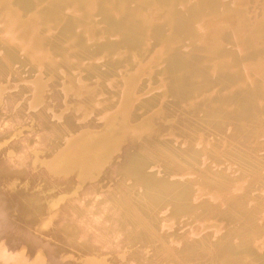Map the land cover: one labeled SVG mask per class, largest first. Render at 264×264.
<instances>
[{
    "label": "bare ground",
    "instance_id": "obj_1",
    "mask_svg": "<svg viewBox=\"0 0 264 264\" xmlns=\"http://www.w3.org/2000/svg\"><path fill=\"white\" fill-rule=\"evenodd\" d=\"M97 14L135 49V74L120 81L107 62L99 74L88 67L102 88L121 82L116 101L68 74L63 93L81 100L65 97L66 110L93 111L104 127H54L38 109L51 104L45 75L101 53L83 27ZM55 29L61 36L47 38ZM147 39L178 107L161 144L152 119L130 123ZM130 138L139 142L123 151ZM11 219L27 224L13 252L3 241ZM0 241V264H264V0H0Z\"/></svg>",
    "mask_w": 264,
    "mask_h": 264
},
{
    "label": "rangeland",
    "instance_id": "obj_2",
    "mask_svg": "<svg viewBox=\"0 0 264 264\" xmlns=\"http://www.w3.org/2000/svg\"><path fill=\"white\" fill-rule=\"evenodd\" d=\"M69 12V11H68ZM70 15H71V13H69ZM74 15H75V13H74ZM74 15L72 14L71 16L73 17V18H75L74 17ZM98 16V17H97ZM88 19H90V20H88V21H85L86 23H87V25L86 24H84L83 25V27H86V29H87V31H86V34H88V38H87V36H86V34L83 36L84 37V39L86 40V38H87V40H89V41H91L90 43H89V45L92 47V48H95V47H99L100 48V50H101V53H99L97 56L98 57H100V58H98L97 56H95V57H93V58H88V59H90L89 61H88V59H86L84 62H83V64H79L75 59H73V61L72 62H69L70 64H68V66H66V67H64V68H62V71H61V73H57L59 76L57 77V75L54 77L55 79H56V81L54 80V78L53 77H51L50 78V76H48V75H45V81L46 80H49V81H46L47 82V84L50 82V84L51 83H55L54 85H56V86H54L53 84V86L52 85H48V87L47 88H49V90H47L48 92V95H50V97H48L47 98V100H45V103H47V102H50L51 104H49V106H47L48 105V103L47 104H41L42 106L44 105L45 107H47V109L43 106V109H42V107H41V105L39 104L38 105V109L41 111V112H45L46 113V111H47V115H48V119H51V122H52V125L55 127V125H56V127H60V125L62 124V122L63 121H60L61 119L63 120H65V119H68L69 120V123H74V122H76L75 124H84L85 123V121H87L84 125H85V127H82V129H79L78 131L80 132L81 130L82 131H84V130H89V128H88V126L87 125H89V124H93V126H94V128H97L98 130L99 129H102L103 127H104V125H103V123L102 122H100L98 119H96L98 116H96V114H94V113H92L91 112V114L90 115H87L86 114V116L85 117H82L84 114H82V111L80 110L79 111V108L78 109H68L67 108V110H66V106H65V104L64 103H62V101L61 100H64L65 99V94H66V90H67V88L68 87H71L72 85V82H71V80H70V77H69V75L71 74V77H72V79L73 80H77V79H80V77L82 78V80H83V82H86V86L87 87H89L88 88V93L89 94H93L92 96L96 99V100H100L101 99V101L102 100H106L107 99V97L106 96H108V98L109 97H112V98H114L115 99V101L117 100V99H119L118 97H121L122 96V94L121 93H119V91L118 90H120L121 88H122V86H121V88H120V83L121 82H119L118 81V79L116 78L113 82H112V84L113 85H108V83L107 84H105V86H103V87H105V88H102V87H100V86H98V83H97V81H98V79H94L93 81H91L90 82V79L88 80L87 78H88V73H85L87 70H89V69H92V67H93V69H92V71H93V73L95 72L96 74H99V72L101 71V69H102V66L104 65L103 63H108V64H110L111 66H113L114 67V69H116V71H118L119 73H120V81L121 80H123V79H125L126 81L127 80H129V79H127V78H129V76L132 74V75H134L135 73H133L134 71V67H136L135 65H134V62H132V59H134V58H132L133 57V55H135V49L133 48V46H131L130 44H124V42L122 41V40H120L118 37H113V35H111V36H109L106 32H105V29H104V24L101 22V18H100V16H99V14H97V15H93V16H91V17H89ZM90 21V22H89ZM154 25L155 26H157L156 28H158V29H163V28H165V23L163 22V21H155L154 22ZM34 26V25H33ZM36 26H37V24H35V28H36ZM92 27V28H91ZM90 28V29H89ZM97 29V30H96ZM44 31V30H43ZM95 31V32H94ZM90 32V33H89ZM43 33V32H42ZM55 33V34H54ZM59 33V30H54L53 32H52V34L50 33V34H47V35H49V36H47V38H49V39H52L53 38V40H56L57 38H59L61 35H59L58 34ZM58 34V35H57ZM103 34V35H102ZM44 35H46V33H44ZM103 36V38H102V36ZM57 36V37H56ZM90 36V37H89ZM99 36H101L100 38H99ZM112 37V38H111ZM92 38H93V40H92ZM95 38V39H94ZM99 38V39H98ZM100 40V41H99ZM107 40V41H106ZM151 40V39H150ZM98 41V42H97ZM154 40H151V41H149L148 39H147V41H145V50L146 51H148L147 53H149L148 55H149V60L147 59L145 62L147 63V65H145L144 67H143V72H142V70H141V72L139 73V75H140V82H139V84L135 87V89L133 90V93H134V95H135V99L136 100H134V102L133 103H130L129 102V104H131L130 105V110H131V112H130V114H131V116H132V118L134 117V119H131V124L132 125H137V124H139L140 122H141V120L143 119V118H145V119H152V121L154 122V123H152L153 124V127H152V129H151V133H152V131H153V133H155V134H153L152 133V135L151 134H149L150 136H151V138H152V140L153 141H159V143L161 144L162 142H165V140L167 139V138H169L168 137V135L167 134H165V132L166 131H168L171 127H173V126H176V124H175V122H176V118H175V111H177L178 110V107L175 105V103H173V101L172 100H175V98L174 97H172L171 95H168V94H166V92L165 91H167V89H161L162 88V86H160V84H161V81H162V79H163V77L165 76L164 75V66H163V63L159 60V61H156V63H154V64H152L151 65V63L153 62L150 58L152 57V55H154L153 53H154V51H156V47H158L157 45H156V43L155 42H153ZM119 43V44H118ZM149 43V44H148ZM190 45H186L185 47H182V48H180V51L181 52H183V53H187L188 52V50L192 47H189ZM126 49H125V48ZM150 47V48H149ZM155 47V48H154ZM183 48H185V49H183ZM122 49L123 50H125L124 52L122 51ZM103 50L105 51V55H104V53H103ZM150 50V51H149ZM185 50V51H184ZM108 51V52H107ZM120 51V52H119ZM128 51V52H127ZM153 52V53H152ZM103 53V54H102ZM124 53V54H123ZM117 54H118V56H117ZM123 54V55H122ZM102 55H104V58L102 57ZM110 55V56H109ZM121 55V56H120ZM114 56V57H113ZM115 56H117V57H115ZM120 56V57H119ZM129 56V57H128ZM107 57V58H106ZM109 57V58H108ZM113 57V58H112ZM95 58H97L98 59V63H95V62H97V60L95 59ZM101 58H102V60H101ZM106 58V59H105ZM118 58V59H117ZM122 58V59H121ZM95 59V61H91V60H94ZM121 59V60H120ZM101 60V61H100ZM110 60V61H109ZM126 60V61H125ZM86 61H88V62H86ZM120 61V62H119ZM150 61H152V62H150ZM89 62H92V63H89ZM150 62V63H149ZM77 63V64H76ZM102 63V64H101ZM137 63V62H136ZM98 64V65H97ZM131 64V65H130ZM81 65L83 66V67H81ZM119 65V66H118ZM72 66V67H71ZM90 66V67H89ZM118 66V67H117ZM122 66V67H121ZM126 66V67H125ZM132 66V67H131ZM160 66V67H159ZM71 67V68H70ZM76 67V68H75ZM81 67V68H80ZM88 67H89V69H88ZM97 67H99V68H97ZM66 68H68L67 70H65ZM80 68V69H79ZM125 68V69H124ZM127 68V69H126ZM151 68H153V69H151ZM79 69V70H78ZM96 69V70H95ZM129 69V70H128ZM65 70V71H64ZM69 70V71H68ZM75 70H76V72H75ZM77 70H78V72H77ZM98 70V71H97ZM122 70V71H121ZM124 70V71H123ZM67 71V72H66ZM72 71V72H71ZM81 71V72H80ZM153 71V72H152ZM80 72V73H79ZM152 72V73H151ZM64 73H65V75H64ZM73 73H74V75H76V76H73ZM83 75H82V74ZM124 73V74H123ZM127 73V74H126ZM63 76H62V75ZM69 74V75H68ZM80 74V75H79ZM143 74V75H142ZM148 74V75H147ZM162 74V75H161ZM159 75V76H158ZM164 75V76H163ZM48 76V77H47ZM61 76V77H60ZM66 76L69 78V79H67L66 78ZM78 76V77H77ZM142 76H144V77H142ZM74 77V78H73ZM76 77V78H75ZM87 77V78H86ZM63 78V79H62ZM66 78V79H65ZM155 78V79H154ZM52 79V80H51ZM59 79H61V82L63 83V84H61V82H60V80ZM161 79V80H160ZM70 80V83L68 82ZM87 80V81H86ZM147 80V81H146ZM149 80H151V82L149 81ZM67 81V82H66ZM94 82H96V85L94 84ZM59 83H60V85H61V87L63 88H61L60 87V85H59ZM90 83V84H89ZM117 84V85H116ZM143 84V85H142ZM147 84H148V87L149 88H147ZM153 84V85H152ZM63 85V86H62ZM115 85V86H114ZM119 85V86H118ZM52 88H54V90L52 89L51 90V87ZM112 86V87H111ZM159 86V87H158ZM60 87V88H59ZM90 87H91V89H90ZM93 87V88H92ZM97 87V88H96ZM109 87V88H108ZM111 87V88H110ZM115 87L116 88H118L117 90L115 89ZM96 88V89H95ZM140 88V89H139ZM59 89V90H58ZM65 89V90H64ZM90 89V90H89ZM95 89V90H94ZM111 89H114V90H111ZM138 89V90H137ZM143 89H146L145 91H143ZM159 89V91H157ZM161 89V90H160ZM61 90V91H60ZM154 90H156V91H154ZM50 91V92H49ZM63 91L65 92V94L63 93ZM97 91H99V92H97ZM118 91V92H117ZM153 91V92H152ZM165 93H164V92ZM60 92H62V93H60ZM102 92V93H101ZM111 92V93H110ZM117 94H116V93ZM149 92H152V93H149ZM46 93V94H47ZM50 93V94H49ZM55 93H59V95H56ZM115 93V94H114ZM164 93V94H163ZM54 94H55V96H56V98H55V96H54ZM100 94V95H99ZM121 94V95H120ZM144 96H143V95ZM152 94V95H151ZM167 96H166V95ZM52 95H53V97H52ZM71 95V96H70ZM85 97L87 96L88 97V95H85V94H83ZM99 95V96H98ZM140 96V98H139V96ZM145 95H146V97H145ZM154 95V96H153ZM162 95H165V96H163V97H161ZM64 96V97H63ZM68 97H66V99L65 100H68V98H69V100L67 101L68 102V104L72 101L73 102V99L75 100V98H78V100L80 101L81 99H79V97H75V98H73V94H69V95H67ZM83 96V97H84ZM100 96H101V98H100ZM117 96V97H116ZM138 96V97H137ZM141 96H142V98H141ZM159 96V97H158ZM57 97L58 98H60L59 100H60V103H59V101H58V99H57ZM72 97V98H71ZM84 97V98H85ZM104 97H106V98H104ZM167 99H166V98ZM49 98H53L52 100L51 99H49ZM62 98V99H61ZM71 98V99H70ZM98 98V99H97ZM147 98V99H146ZM168 98H169V100H168ZM57 99V100H56ZM151 99V100H150ZM161 99V100H160ZM165 99V100H164ZM64 100V101H65ZM77 100V99H76ZM75 100V101H76ZM137 100H138V102H137ZM163 100H164V102H163ZM47 101V102H46ZM136 101V102H135ZM142 101V102H141ZM155 101H157V102H155ZM166 101V102H165ZM168 101V102H167ZM53 102V103H52ZM146 102H150V106L152 107V108H149L150 110H144L145 108H143L142 107V105H144V103H146ZM152 102V103H151ZM137 103V104H136ZM163 103V104H162ZM173 103V104H172ZM72 104V103H71ZM82 103L80 102V105H81ZM159 104H161V106L159 105ZM169 104V105H168ZM54 105H55V107H54ZM134 105V106H133ZM82 106V105H81ZM115 106H116V108H115ZM114 107H113V109H115V110H113L112 109V113L115 115V118H116V120H115V125L118 123V121H120V116L119 115H117V114H119L118 113V111H119V108H117V104L115 105ZM157 106H158V108H157ZM41 107V108H40ZM48 107H49V109H48ZM54 107V108H53ZM64 107V108H63ZM133 107V108H132ZM165 107V108H164ZM167 107V108H166ZM172 107V108H171ZM52 108H53V110H52ZM146 108H148L147 106H146ZM157 108V109H156ZM169 108V109H168ZM170 108H171V110H170ZM62 109V110H61ZM65 109V110H64ZM166 109V110H165ZM174 109H177V110H174ZM63 110H64V112L65 113H63ZM69 110V111H68ZM73 110V112H71ZM117 110V111H116ZM141 110V111H140ZM153 110V111H152ZM160 110V111H159ZM170 110V111H169ZM173 110V111H172ZM188 110V109H187ZM50 113H49V112ZM52 111L53 112H55V114H56V116H55V114L54 113H52ZM59 111H61V112H59ZM78 111L79 112H81V113H78ZM95 111V110H94ZM152 111V112H151ZM68 112V113H67ZM70 112V113H69ZM139 112V113H138ZM141 112V113H140ZM143 112V113H142ZM151 112V113H150ZM168 112H169V114H168ZM52 113V114H51ZM62 115V116H60V114ZM75 113V114H74ZM50 114V115H49ZM54 114V115H53ZM58 114H59V118L57 117L58 116ZM78 114V115H77ZM81 114V115H80ZM150 114V115H149ZM167 114V115H166ZM177 114V113H176ZM52 115V116H51ZM75 115H76V117H75ZM91 115H93V116H91ZM153 115V116H152ZM162 115V116H161ZM170 117H169V116ZM174 115V116H173ZM197 115L199 116V114L197 113ZM197 115L195 116V117H197ZM94 116H96V118L94 117ZM157 118H156V117ZM159 116V117H158ZM50 117V118H49ZM75 119H77V120H73L74 118ZM80 117H82L83 118V122L81 123V121H82V118L80 119ZM89 117V118H88ZM92 117V118H91ZM151 117V118H150ZM155 117V118H154ZM160 117H162V118H160ZM194 117V118H195ZM55 118V119H54ZM84 118H86L87 120H85ZM91 118V119H90ZM72 120V121H71ZM81 120V121H80ZM85 120V121H84ZM90 120V121H89ZM95 120H98V121H95ZM159 120H160V122H159ZM166 120V121H165ZM59 123H58V122ZM79 121V122H78ZM94 121V122H93ZM156 121V122H155ZM161 121H164V122H161ZM89 122H91V123H89ZM159 122V123H158ZM158 123V124H157ZM161 123H163L164 124V126H163V124H161ZM172 123H174V124H172ZM51 124V123H50ZM77 124V125H78ZM99 124H101V125H99ZM167 124H169L168 126H167ZM95 125H97L96 127H95ZM161 125V126H160ZM62 126V125H61ZM99 126V127H98ZM169 127V128H168ZM61 128V127H60ZM157 129V130H156ZM159 129H160V131H159ZM92 130H94V129H92ZM165 130V131H164ZM78 131H76V134H78L79 132ZM81 131V132H82ZM158 133H160V134H158ZM147 134V135H148ZM161 134H163V135H161ZM154 135V136H153ZM156 135V136H155ZM160 135V136H159ZM144 136V134L142 135V137ZM159 136V137H158ZM165 136H167V137H165ZM160 137H161V139H160ZM163 137V138H162ZM129 141H127V142H123V144H124V147H123V145H122V148H123V151L125 150V151H127L128 149V152L129 151H131L132 152V150H133V148H132V146H135L138 142H139V139L137 140H135V138L133 139V138H130V139H128ZM134 140V141H133ZM132 142H133V144H132ZM134 142H135V144H134ZM130 144H132L131 145V147H129L130 146ZM127 145V146H126ZM129 145V146H128ZM126 146V147H125ZM125 148V149H124ZM128 148V149H127ZM127 149V150H126ZM132 149V150H131ZM118 156H119V154H117ZM118 156H116L115 157V159L116 160H114L115 162H118V160H120V157H118ZM119 158V159H118ZM115 162L113 163L114 165H115ZM104 181H106V182H104ZM98 185H101L100 183H103L104 185L106 184V183H109L107 180H103V178H100L99 180H98ZM9 221H11V222H9ZM19 221H17V223H18ZM12 223L14 224V225H12ZM16 223V221H14V222H12V219L11 220H8V226H13L11 229H9V233L7 234L8 236H10L9 238H8V236L7 235H5L4 237H3V241L5 240V245H6V243L7 244H9L10 243V241H11V243H13V244H9V245H7L8 247H9V249L12 247L13 248V250L11 249V251L13 252V251H16L15 249L17 248H15V245H17L16 243H17V240H19L20 239V237H22V235H23V233L25 234L26 232H23V229H27V227H26V225L27 224H25V223H22V222H19V223H21L20 225L21 226H23V227H21L20 225H18ZM10 224V225H9ZM25 224V225H24ZM15 225H17V226H15ZM20 227H21V229H20ZM54 229H56V226H54ZM15 232V233H14ZM17 232V233H16ZM21 232V233H20ZM11 233H13V234H11ZM10 234V235H9ZM12 235L14 236L13 238H12ZM5 238V239H4ZM6 238H8V239H6ZM16 239V240H15ZM6 240H7V242H6ZM15 241V242H14ZM0 242H2V241H0ZM9 242V243H8ZM15 248V249H14Z\"/></svg>",
    "mask_w": 264,
    "mask_h": 264
}]
</instances>
